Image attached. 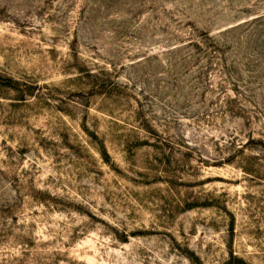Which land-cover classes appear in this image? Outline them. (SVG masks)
<instances>
[{
	"label": "rangeland",
	"instance_id": "1",
	"mask_svg": "<svg viewBox=\"0 0 264 264\" xmlns=\"http://www.w3.org/2000/svg\"><path fill=\"white\" fill-rule=\"evenodd\" d=\"M0 264H264V0H0Z\"/></svg>",
	"mask_w": 264,
	"mask_h": 264
}]
</instances>
